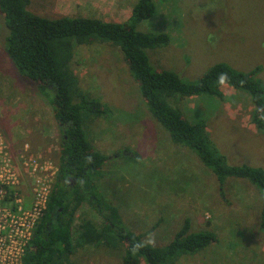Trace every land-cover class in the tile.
Segmentation results:
<instances>
[{
  "label": "rangeland",
  "instance_id": "1",
  "mask_svg": "<svg viewBox=\"0 0 264 264\" xmlns=\"http://www.w3.org/2000/svg\"><path fill=\"white\" fill-rule=\"evenodd\" d=\"M134 2L29 0L27 10L45 18L123 22ZM151 2L153 16L136 30L168 37L165 46L146 50L153 67L188 82L196 81L218 62L240 72L257 67V77L264 85V0ZM2 29L7 35L0 18V137L13 155L21 180L16 195L24 211L32 214V190L47 192L54 179L59 134L50 107L35 85L19 77L5 56ZM70 69L82 91L109 111L103 117H89L83 129L91 147L108 158L96 187L117 210L125 228L141 234L144 243L160 247L171 240L175 226L188 218L193 230H210L216 241L173 264H264L263 202L255 188L246 180L228 177L220 193L215 177L196 154L172 144L144 108L118 49L104 42L76 45ZM219 90L222 100L201 94L171 98L170 106L188 123H203L208 140L227 165L264 171V133L251 124L253 109L248 95L226 85ZM20 158L31 169L36 166V171L27 165L26 170L20 168ZM25 172L31 177L24 176ZM35 179L40 183L35 184ZM83 220L95 228L101 222L91 208L81 205L71 227L74 241ZM17 247L10 259L0 251L1 264L15 263ZM121 249L91 242L77 248L70 260L72 264H121ZM137 264L144 263L139 260Z\"/></svg>",
  "mask_w": 264,
  "mask_h": 264
},
{
  "label": "trees",
  "instance_id": "2",
  "mask_svg": "<svg viewBox=\"0 0 264 264\" xmlns=\"http://www.w3.org/2000/svg\"><path fill=\"white\" fill-rule=\"evenodd\" d=\"M28 3L29 0H0V18L7 30V35L4 29L1 31L2 50L16 74L33 83L50 107L59 142L54 179L44 208L22 246L19 264H72L70 257L74 251L91 242L111 249L121 246V264H137L139 260L144 264H173L216 241L212 231L193 230L190 220L183 218L167 244L160 247L146 244L141 234L125 228L117 210L98 191L96 181L101 178V167L108 158L91 147L83 122L89 117L106 116L109 111L82 91L70 69L74 46L95 42L118 49L144 108L172 144L196 154L215 177L220 193L223 180L228 177L246 180L255 188L263 202L260 225L264 226V171L246 165H227L225 157L208 140L203 123H188L170 106L169 100L201 94L222 100L219 87L226 85L248 95L253 109L251 124L264 133V85L257 77L259 68L240 72L218 62L196 81L188 82L171 71L153 67L146 50L165 46L168 37L164 33L136 30L137 25L153 16L151 0H135L123 22L68 16L45 18L29 12ZM81 205L91 208L101 222L95 228L83 220L74 241L71 227ZM10 207L16 211L14 205ZM137 245L143 246L133 252Z\"/></svg>",
  "mask_w": 264,
  "mask_h": 264
},
{
  "label": "built area",
  "instance_id": "3",
  "mask_svg": "<svg viewBox=\"0 0 264 264\" xmlns=\"http://www.w3.org/2000/svg\"><path fill=\"white\" fill-rule=\"evenodd\" d=\"M26 165L30 171H36V166L31 169L28 163L20 158L18 166L26 170ZM29 174L25 172L24 176L31 177ZM20 182L13 155L8 152L4 141L0 137V251L7 255V259H10V253L17 245V259L14 264H19L22 246L29 239L32 225L40 216L48 193V190L47 192L37 188L32 190L35 203L31 214V212L24 211L23 204L16 195L15 190ZM38 183H40V180L35 179V184ZM11 205L16 207V211L11 210ZM7 263L10 264L11 262L7 261Z\"/></svg>",
  "mask_w": 264,
  "mask_h": 264
},
{
  "label": "clouds",
  "instance_id": "4",
  "mask_svg": "<svg viewBox=\"0 0 264 264\" xmlns=\"http://www.w3.org/2000/svg\"><path fill=\"white\" fill-rule=\"evenodd\" d=\"M224 78V74H221V79H223ZM152 241H149V243H151ZM141 246H143V245H137V246H135L134 248H133V252H135L136 250H138V248L139 247H141Z\"/></svg>",
  "mask_w": 264,
  "mask_h": 264
}]
</instances>
